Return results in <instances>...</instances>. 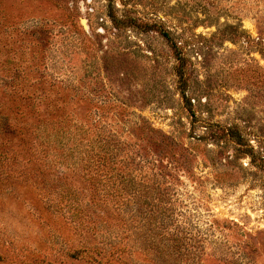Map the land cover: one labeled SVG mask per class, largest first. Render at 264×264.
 <instances>
[{
  "label": "rangeland",
  "instance_id": "374dc122",
  "mask_svg": "<svg viewBox=\"0 0 264 264\" xmlns=\"http://www.w3.org/2000/svg\"><path fill=\"white\" fill-rule=\"evenodd\" d=\"M0 264H264V0H0Z\"/></svg>",
  "mask_w": 264,
  "mask_h": 264
},
{
  "label": "trees",
  "instance_id": "16d2710c",
  "mask_svg": "<svg viewBox=\"0 0 264 264\" xmlns=\"http://www.w3.org/2000/svg\"><path fill=\"white\" fill-rule=\"evenodd\" d=\"M131 159L129 158V155H124L123 158H120L113 154L112 152L108 151L105 153V155H102L101 153L94 155V158L90 157V161H88V171H89V180L92 183V185L95 187H99L100 196L103 199H106L105 201L109 200V197H111V200L109 203H113L115 200L121 199V204H116L117 207V213L118 217H123V207L127 204L131 203V200L126 202L124 204V201H126L125 198H123V193L126 190L129 191H137V187H140L141 184L144 182L143 177L139 174L134 173V166L132 163H130ZM145 182L149 185V181L146 180L144 177ZM96 188V190H98ZM94 199V198H93ZM114 199V200H112ZM95 201V200H94ZM72 207L75 208V211L79 210V207L73 205ZM105 210H108L107 208ZM116 211V210H115ZM77 215H74L75 217H79L78 215L83 216L85 214L84 209H80V211H77ZM109 217L111 218L112 215L110 214ZM131 219L125 220L124 225L133 226V223L130 222ZM130 222V223H129ZM129 231L131 234L129 235V244L124 243V238L120 237L116 232L110 231V240L108 243L105 244V247H103V250L108 251L111 256L120 255L124 256L128 253L133 252H139L143 251V253L148 257H151L152 255L149 253V249H152L153 243L150 239L147 240L145 247L146 250H142L138 244L137 240L134 238V233L132 232V228H129ZM116 235V236H115ZM115 238H112L114 237ZM129 255V254H128Z\"/></svg>",
  "mask_w": 264,
  "mask_h": 264
}]
</instances>
